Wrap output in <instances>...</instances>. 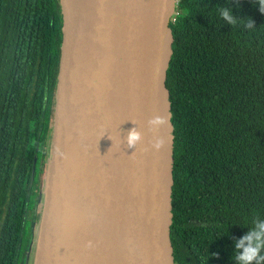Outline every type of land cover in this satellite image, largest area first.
I'll return each mask as SVG.
<instances>
[{
    "label": "trees",
    "instance_id": "1",
    "mask_svg": "<svg viewBox=\"0 0 264 264\" xmlns=\"http://www.w3.org/2000/svg\"><path fill=\"white\" fill-rule=\"evenodd\" d=\"M170 26L174 264H240L236 242L264 238V13L257 0H177ZM62 27L61 0H0V264L40 224Z\"/></svg>",
    "mask_w": 264,
    "mask_h": 264
},
{
    "label": "water",
    "instance_id": "2",
    "mask_svg": "<svg viewBox=\"0 0 264 264\" xmlns=\"http://www.w3.org/2000/svg\"><path fill=\"white\" fill-rule=\"evenodd\" d=\"M61 1L62 58L34 264H174L166 80L177 0ZM157 117L165 123L151 124ZM133 130L140 139L130 145Z\"/></svg>",
    "mask_w": 264,
    "mask_h": 264
},
{
    "label": "clouds",
    "instance_id": "3",
    "mask_svg": "<svg viewBox=\"0 0 264 264\" xmlns=\"http://www.w3.org/2000/svg\"><path fill=\"white\" fill-rule=\"evenodd\" d=\"M259 4L260 11L264 13V0H257ZM221 17L227 21L228 24L233 25L236 22V18L233 15L231 9L226 7L220 8ZM255 24L253 21L249 22L246 27L252 28ZM151 124H161L165 123V120L157 117L155 120L150 121ZM139 135L133 130L129 133V144L134 145L137 140H139ZM164 141L161 139L155 143L154 147L160 149ZM250 233L244 235L236 242V252L234 254V259L239 261L240 264H264V238L257 235L256 239L253 240V235ZM247 244V246H245ZM89 247H91V242H89ZM243 249V252L240 251Z\"/></svg>",
    "mask_w": 264,
    "mask_h": 264
},
{
    "label": "rangeland",
    "instance_id": "4",
    "mask_svg": "<svg viewBox=\"0 0 264 264\" xmlns=\"http://www.w3.org/2000/svg\"><path fill=\"white\" fill-rule=\"evenodd\" d=\"M49 156L48 160H45V164L43 165V172L41 174V187H42V194L41 199L42 203L44 204V194H45V187H46V177H47V170H48V163H49ZM40 216L42 217V211H39ZM41 222V220H40ZM41 224V223H40ZM39 226V225H38ZM38 226L35 227L34 230V237L31 241L30 245L28 244L27 237L23 235V237L20 239L18 243V250H17V256L15 259V264H34L35 263V257L37 252V235H38Z\"/></svg>",
    "mask_w": 264,
    "mask_h": 264
}]
</instances>
